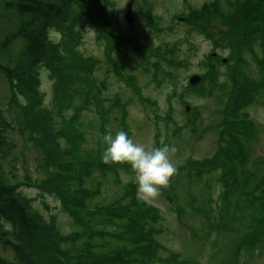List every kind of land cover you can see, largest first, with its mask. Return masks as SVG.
Here are the masks:
<instances>
[{"label": "trees", "instance_id": "obj_1", "mask_svg": "<svg viewBox=\"0 0 264 264\" xmlns=\"http://www.w3.org/2000/svg\"><path fill=\"white\" fill-rule=\"evenodd\" d=\"M185 2L192 17L193 30L197 33L208 36L210 30L219 28L213 26L212 18L223 20L225 31H222L219 40L213 43L215 48L225 46L231 48L232 54L227 57L228 62L224 67L228 72H236V76H229V80L235 83L237 79L238 82V88L236 90L233 88V93L222 113L223 120L220 125L223 126V130L216 156L213 160L199 162L190 160L185 168L187 174L198 179L220 171L224 190L220 192L217 200L211 197L204 200L202 207L195 208V212L200 217H205L217 234L226 235L233 223L230 221L232 218H229L231 215H226L230 213L234 204L228 210L224 212L222 210L231 203L229 198L231 193H240L243 180L250 176L246 168L250 163V149L246 142L249 141L247 138L251 136L256 124L245 110L255 100L264 98V58L260 61L263 71L261 81L255 83L249 80L238 81L239 71L244 66L242 61L244 53L253 52L254 45L258 43H261L264 51V0H237L232 3L231 6H236L237 9L230 21L225 14L220 13L222 8L218 1L203 9L192 7L187 0ZM107 3L108 0H0V14L17 19L16 22L10 21L6 26H0V36L3 37L0 42V73L26 100L21 102L15 96L16 92H13L12 108L17 111V131L23 139L32 141L33 146L39 151L40 166L47 177L40 183L35 182V185L39 187L42 195L45 193L55 195L62 200L64 207L71 214L77 212L87 218L83 231L70 234L72 235L70 238L67 237L70 235L62 236L56 229L55 220L47 222L42 219L32 201L20 191L25 186L22 183L25 181H12L8 178L2 160L11 155L13 143L9 141L7 134L13 130V125L0 106V250L12 251L15 260L18 259L20 264H178L177 256L163 259L159 255L161 245L155 236L163 233L160 227L157 228V222L162 220L160 210L150 207L146 211L143 204H138L134 192L131 193L133 199L129 205L101 208L97 212L87 210V201L94 194L98 195L101 189L100 187L90 189L86 186L91 166L80 156V144L85 134L78 130V126L84 123L82 112L94 106L93 103L99 111L106 108L103 106L101 93L107 89L104 82L98 84L93 77L96 61L84 59L78 48L89 23L95 26L97 39L108 43L110 49L106 51L110 50L109 57L120 47L123 35L110 37L109 26L112 19L107 18L104 12ZM213 12L219 13L213 15ZM151 23H154L152 17L148 19V25L153 29ZM214 23L218 24L217 21ZM80 25H83L84 29L79 28ZM53 34L60 36V39H55ZM208 38L212 39V36L209 35ZM113 41L119 42L115 44ZM17 42L19 44H16ZM147 48L153 55L160 56L161 48L157 50L151 46ZM3 51H8V55H1ZM162 57L167 58L164 54ZM210 58L211 74L205 75L206 81L195 89L184 87L182 95L196 94L204 90L209 83H214L212 77L222 68L223 62L222 56L213 58L210 54ZM167 61L176 63V56ZM110 64L115 68L112 59ZM43 68L50 72L55 102L61 104L62 108H70L68 110L73 111L68 120L62 116L61 123L55 121L54 111L47 108L44 103L45 96L39 80ZM115 70V73L120 75L118 65ZM156 72L158 74L164 71L157 68ZM128 84L134 86L135 93L138 92L139 89L132 82V78ZM115 105H121L120 101L115 102L114 107ZM109 108L110 106L106 109ZM98 110L100 129L104 132L106 130L104 124L110 121L116 110L112 108L102 113ZM125 114L124 109L122 121ZM165 121L176 125L171 117ZM187 128L186 124L178 126V133ZM194 130L196 132V128ZM59 138H64L71 145L72 150L69 154L65 155L66 153L60 150ZM246 149L249 150L245 151ZM4 156L6 158H2ZM241 162L243 168L239 167ZM24 170L26 171L25 168ZM254 191L241 192L245 201L254 209L250 208L253 216H249V220L245 221L249 227L247 232L249 235L242 239L238 236L231 237V250L237 252L234 256H238L245 246L248 250L254 249L259 243L264 242V221L260 220L258 212L254 211L257 208L262 210L263 194L257 195ZM169 201L172 205L175 204L174 199ZM215 201L223 202V208L220 206L219 216L213 219L214 211L211 204L213 205ZM256 204L260 206L255 207ZM173 210L180 215L181 210L175 208ZM94 215L100 217L93 220ZM116 222L123 224L117 226L115 231L109 230ZM100 225L103 226L101 232L96 230ZM83 237L87 239L80 245ZM63 243L71 247L62 246ZM77 245L80 246L76 247ZM61 247H65L64 251ZM71 254L79 256L73 259L70 257ZM8 261L7 258L3 259L0 253V264H9Z\"/></svg>", "mask_w": 264, "mask_h": 264}, {"label": "rangeland", "instance_id": "obj_2", "mask_svg": "<svg viewBox=\"0 0 264 264\" xmlns=\"http://www.w3.org/2000/svg\"><path fill=\"white\" fill-rule=\"evenodd\" d=\"M127 1L111 0L106 5L107 11L105 9V12L113 21L109 26L111 34L115 36L121 34L124 37L120 47L112 52L110 57L108 56L110 50L106 51V49H110L108 43L97 39L93 23H89L85 28L82 34V42L78 48L84 59L96 61L93 74L97 79V83L103 81L108 85V89L104 93L105 105L113 104L112 101H115L116 96L123 102L121 105H115L118 111L111 116L107 124H104L106 128L104 132L100 129L101 120L94 106L84 112V123L78 126V130L85 134L84 140L80 144V156L86 164L91 166L89 169L91 174L86 179L88 181L86 186L90 189L99 187L101 189L98 195L94 194L87 201V210L97 212L101 208H117L129 205L133 199L131 193L134 192L138 204H143L146 211L147 208L157 207L162 214V220L157 222V228L160 227L163 233H158L155 236L156 241L161 244L159 254L161 258L171 259L173 256H180L185 260H193L194 264H234L239 261V264H264V242L259 243L254 249L248 250L245 246L243 251H239L238 256H234L237 252L231 250L230 244L232 236H238L242 239L249 235L247 233L249 227L245 221L249 220V216H253L250 208L254 209V207L245 201V197L241 192L255 190L254 193L257 195L263 194L262 200L264 202V98L255 100L245 110L256 124L251 136L247 138L249 141L246 142L250 149V163L246 167L250 176L243 180L240 193L232 192L229 197L231 203L227 207L224 206L223 212L234 204L231 207L232 211L230 210V213L226 215H231L229 218H232L230 221L233 223L227 230L226 235L220 234V236L205 217H200L195 212V208L202 207L204 200H208L209 197L217 200L220 192L224 190L220 171L198 179L191 177L186 173V170L180 171V168H184L187 162H190V159L195 162L214 159L218 152L220 134L223 130L220 123L223 120L222 113L225 110V104L228 102V98L231 97L233 88L235 90L238 88L237 79L235 83L229 80V76L235 75L236 72H228L227 68L223 67L218 69V73L212 77L214 83L206 85L204 90L196 94L182 95V89L187 85L188 78L192 74H211L209 67H201L200 62L211 59L208 54L213 48V42L219 40L225 31L223 20L212 18L213 26L219 28L212 29L209 33L212 36V39H210L203 34L192 32L190 30L193 28L192 26L181 22V19H176L178 15L186 14L188 11L185 0H147V3L153 6L151 17L155 24L160 26V30L155 29V27L151 29L148 25L150 16L147 15L148 13L143 5L144 0H135L133 5L137 17L133 29L137 34L135 36L132 32L133 24H128L124 20V7ZM217 1L222 8L220 13L225 14L228 21L232 20L237 8L231 6V4L237 2V0H187L189 5L198 9L208 7ZM101 2L103 3V1ZM141 9L144 16L147 17L146 20L142 19ZM218 13L213 12V15ZM10 21L16 22L17 19L0 14V26H6ZM215 21L218 24L214 23ZM91 25L94 26V29ZM82 26L80 25L79 28L84 29ZM189 31L192 32V36L188 35ZM0 37L1 42L3 37L2 35ZM57 38L60 39L59 36ZM18 42L16 44H19ZM117 42L119 41H113L115 44ZM193 44L195 48H191ZM148 46H151L154 50L175 48L177 52L176 63L173 64L167 61L168 59L171 60L172 57H162V53L158 57L153 55L148 51ZM143 48H146V50L144 51ZM213 50L227 57L232 54L231 48L228 46ZM8 53V51H3L1 55H8ZM263 58L264 51L261 43L254 45L253 52L244 53V59H242L244 66L239 71L238 81L249 80L252 83L261 81L263 71L260 61ZM110 59L115 63V68L110 64ZM185 60L189 64L184 63ZM117 65L119 68H125L136 87L143 88V91L138 90V95L143 98V94L151 100H149V104L155 102V106L142 104L135 96L134 86L118 80L120 77L115 74ZM233 65L231 61V66L233 67ZM157 68L164 72L160 75L153 73ZM167 75L179 79L178 92L176 95L171 93V95H174L172 99H169L168 95L173 92V86L167 79ZM48 77L49 72L42 69L39 80L45 96L44 103L47 108L54 111L55 121L61 123V117L63 116L68 120L73 115V111L68 110L70 108H60L55 102L53 83ZM156 78L161 81L162 86L160 88H157L155 84L157 83ZM13 92H16V97L21 96L20 91H16L13 86L9 85L6 77L0 73V106L13 125V130L8 131L7 134L9 141L13 143L10 149L11 155L7 158L6 156L2 157L6 158L2 160V165L8 174V178L12 181H25L22 182L25 186L20 191L28 200L32 201L34 208L41 214L42 219L47 222L52 219L55 220L56 229L61 232L62 236L70 235L76 231H83L87 218L80 216L77 212L71 214L64 207L62 200L55 195L46 193L42 195L39 187L35 185V182L40 183L47 177L40 166L39 151L33 146L32 141L23 139L17 131V111L12 108L14 104L12 101ZM108 100L112 101L109 102ZM23 102H26L25 98ZM67 105L68 103L66 107ZM187 105L193 106L195 111L191 109L190 112H186L185 107ZM126 107L128 108L127 122L130 128V132H128L131 139L148 147H159L167 143L169 146L175 145L178 149L172 157L178 171L171 178L169 187L161 189V196L154 201L144 202L137 199L138 186L131 166L121 169L117 164H104L102 162V154L107 147L102 140V136L109 131L115 135L116 132L123 130L120 122L121 115ZM105 110H107L105 112L109 111L106 108ZM172 111V119L176 122V125L166 123L164 120L157 123L156 114H159L162 118H168V114ZM184 124L188 126L187 129L183 130L182 133L175 132V126H184ZM194 128H196V132H194ZM157 131L160 132L159 139L156 136ZM59 140L60 150L66 153L65 155L69 154L72 150L71 145L64 138H59ZM239 167L243 168L242 162ZM227 189L225 188V190ZM171 199L175 200L174 205L169 201ZM66 202L67 204L70 203L69 200ZM222 203H219L221 208H223ZM262 205V210H264V204L262 203ZM259 206V204H256L255 207ZM211 207L214 211V219L219 214L215 212L214 204H211ZM238 207H241L240 211L237 209ZM173 208L181 210L180 215L176 214ZM262 210L257 208L254 211L258 212V218L264 221V211ZM99 217V215H94L93 220ZM216 220L218 222V219ZM122 224V222H116L109 227V230L115 231L117 226ZM102 229V225L96 228L99 232L103 231ZM71 236L67 237L70 238ZM86 239V237H83L80 245ZM99 239L103 241L101 238ZM62 246L71 247L67 243H63ZM64 248L61 247L63 251ZM0 253L3 259L7 258L9 260V264H20L18 259L15 260L12 251L3 249L0 250ZM78 256L79 254H71L70 257L77 259Z\"/></svg>", "mask_w": 264, "mask_h": 264}, {"label": "clouds", "instance_id": "obj_3", "mask_svg": "<svg viewBox=\"0 0 264 264\" xmlns=\"http://www.w3.org/2000/svg\"><path fill=\"white\" fill-rule=\"evenodd\" d=\"M23 102V96H18ZM107 145L102 154L104 164H129L135 174L137 199L148 202L161 196V189L170 185L171 178L178 169L172 157L178 151L175 145L163 144L148 147L131 139L127 132L120 130L113 135L110 131L103 134Z\"/></svg>", "mask_w": 264, "mask_h": 264}, {"label": "water", "instance_id": "obj_4", "mask_svg": "<svg viewBox=\"0 0 264 264\" xmlns=\"http://www.w3.org/2000/svg\"><path fill=\"white\" fill-rule=\"evenodd\" d=\"M134 0H129L125 5V20L127 23L133 22L132 16V7H133ZM202 81V78L199 76H194L190 79V85L192 87L197 86Z\"/></svg>", "mask_w": 264, "mask_h": 264}]
</instances>
